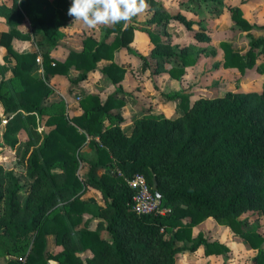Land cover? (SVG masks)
<instances>
[{
  "label": "trees",
  "instance_id": "trees-1",
  "mask_svg": "<svg viewBox=\"0 0 264 264\" xmlns=\"http://www.w3.org/2000/svg\"><path fill=\"white\" fill-rule=\"evenodd\" d=\"M210 1L222 5L221 0ZM70 5L71 0H12L11 7L0 5V17L13 26L0 34V47L13 65L0 66V107L6 120L2 139L9 148L16 146L14 135L20 132L32 141L26 148L29 182L25 186L8 171L3 188L0 166V256L5 264H176L179 253H194L200 247L205 256L226 260L230 250L226 244L209 242L201 232L193 234L207 219L229 228L248 249L257 251L254 263L264 264V237L257 229H247V221L241 219L247 212L264 217V105L253 104L250 95L230 91L214 98L198 97L192 103L188 95L173 93L168 97L180 99L176 118L137 116L126 133L121 114L110 113L121 109L123 100L111 95L102 101L98 95L82 94L81 113L68 117L62 101L45 105L52 93L48 86L52 77H68L74 70L79 73L76 81H83L98 63L109 61L101 73L121 91L127 70L114 62L121 49L143 60V69L149 67V59L160 67L174 63L167 73L178 80L205 53L192 46L172 48L149 33L154 47L149 57L141 56L130 48L135 26L123 23L105 29L106 36L114 35L110 42L88 36L83 49L70 50L63 61L41 48L39 66L38 52L19 53L13 48V39H31L16 28L25 18L47 43L56 44L71 18ZM230 13L241 31L264 32V26L251 25L238 7ZM171 20L198 41L209 40L195 32V23L183 15L156 10L148 25ZM249 47L242 54L221 42L223 61L216 67L244 74L264 56V39H252ZM40 67L43 78L34 75ZM39 121L48 129L44 134L37 130ZM85 147L94 158L81 179L80 153ZM96 168L101 170L98 178L92 174ZM136 175H142L151 192L159 195V207L166 210L163 215H138L132 210L128 181ZM23 189L26 198L20 206L17 197ZM90 190L98 193V199L89 195ZM93 219L96 224L91 229ZM103 232L109 239L102 237ZM50 236L61 248L57 253L48 247Z\"/></svg>",
  "mask_w": 264,
  "mask_h": 264
},
{
  "label": "rangeland",
  "instance_id": "rangeland-1",
  "mask_svg": "<svg viewBox=\"0 0 264 264\" xmlns=\"http://www.w3.org/2000/svg\"><path fill=\"white\" fill-rule=\"evenodd\" d=\"M221 1L222 5L215 4L210 0H146L148 8L145 12L138 14L128 23L130 25L133 24L138 30V33H142L138 40L139 49L143 50L145 44L148 46V49L142 51L143 56L148 57L151 48L154 46L149 39V33L155 34L163 44L178 50L183 47L192 46L205 51V53H200L198 55L192 66L185 69V75L179 80L171 78L167 73L174 63L168 65L166 63L160 67L152 62V65L146 70H141L144 61L135 56L131 57L132 64L130 63V66H132V68L130 71L133 76L144 77L145 81H151V83H147L145 87V89H148L145 95L146 102L149 104L154 102L156 105L161 104L162 107L168 103L164 111L168 116L175 117L180 113L178 108L180 99H171L168 97V95L173 93L188 95L189 101L192 103L198 97L214 98L222 96L230 91L243 95H250L253 98V104L261 103L264 105V96L262 97V95H264V56L259 57L255 66L250 70H246L244 74L239 73L235 69H224L220 66L216 67L217 64L223 61V52L220 48L221 42H228L233 50L244 54L249 50V43L252 39H264V32L258 29H253L249 33L241 31L232 21L230 13L231 8L238 7L242 11L243 17L251 25L264 26V0ZM156 10L170 16L183 15L187 20L195 23L193 26L195 32H202L209 40L204 42L198 41L193 37L192 32L187 31L183 25L175 20L169 21L166 25H148V21L153 17ZM27 24L28 23L24 21L22 29L25 30ZM71 24L68 29L72 28ZM78 26L81 27L80 24ZM113 26L114 25L109 27L112 28ZM100 27L101 26L97 27V38L102 36L103 31H101ZM97 29H93L94 32L87 29V31H83V33L76 32V30L73 32L71 31L70 36H65L60 45L64 49L62 57L66 56L70 50H77L81 45V40L88 34L95 36ZM28 31L29 29H27L26 32ZM113 37L114 35L112 38ZM29 43L32 51H40L41 48L44 50L49 48L44 42L39 48L36 42ZM1 55L3 62L8 63L7 56ZM122 55L124 56L125 53L121 52L119 54V61H124L123 57H121ZM133 64H135V66ZM154 70L155 72L153 73ZM34 75L43 78L37 71ZM75 77L76 73L71 72L68 77L60 78L57 83H54L51 86L52 95L48 102L60 98L57 92L61 91L65 94V98L70 101L71 104H74L76 97L80 90H82L79 88L80 83H73ZM98 83L99 85L105 84L101 79L98 80ZM153 89L156 91L155 95H152ZM54 92H56V94ZM53 93L55 94L54 96ZM75 108H77V105L72 106L69 116H73L72 114L75 112ZM134 115H139V112H136ZM4 119L5 116L0 113L1 182L3 188H5L7 184L6 174L8 171H12L19 177L21 183L25 186L29 182L25 173V165L28 156L26 148L32 141L28 138L26 133L20 132L14 135L17 139L16 146L14 148H9L4 144L2 139L5 127ZM41 122L42 121L39 123L41 124ZM37 130L39 133L44 134L48 129L42 127L41 129L37 128ZM80 156L83 162L81 163L78 175L81 179H85L89 171L88 162L94 158V153L89 148H84ZM100 172L101 170L97 168L92 170V174L96 178H98ZM89 195H91L93 199H98V193L95 191L90 190ZM25 198V190L23 189L17 197V203L20 206L23 205ZM241 219L247 221V229H257L264 237V217L261 213L247 212L241 216ZM199 232L204 233L209 242L217 240L226 242L230 246V250L226 255V260L223 256H216L211 261H207V258L202 255V249H200V255H196L195 259L190 260L191 262L189 263L185 262L183 255H178L177 264H255L253 259L257 255V251L248 249V245L240 237L234 236L229 228L221 226L211 219L195 227L194 233L198 234ZM103 236L109 237L106 233H104ZM176 245L180 246L181 243L177 242ZM48 246L52 253H57L61 249L54 245L52 238L48 239ZM262 250H264V244ZM3 260L4 258L0 256V264H4Z\"/></svg>",
  "mask_w": 264,
  "mask_h": 264
},
{
  "label": "crops",
  "instance_id": "crops-1",
  "mask_svg": "<svg viewBox=\"0 0 264 264\" xmlns=\"http://www.w3.org/2000/svg\"><path fill=\"white\" fill-rule=\"evenodd\" d=\"M0 5H5L7 7H11L12 0H0ZM24 21L26 23H28L27 24V27H25V30L22 29V27H23L22 25H23ZM70 24L72 25V28L71 29H68V27L70 26ZM79 24L81 25V27L78 26ZM12 28H13V26L9 25L4 18L0 17V34L3 33V32L9 31ZM16 28L22 34H25V35L28 34V35L31 36V39L30 40L13 39L12 46H13V48L17 52H19V53L38 52L39 53V56L38 57H41L39 50L38 51H32L31 50V46H30V43L29 42H34V43L36 42V45L38 46V48H39V46H42L41 44L44 42L45 44H47L49 46V48L48 49H45V51L49 52V55L52 58H54L55 60H58V61H63L66 58V56L68 55V53H67L66 56L62 57V54L64 52V49L60 45H61V43L63 41V38L65 36H68V35L70 36L71 31L73 32L74 30H76V32L83 33V31H87V29H88V28H86L82 24V22L74 21V18L71 17L70 20L65 24V26L61 30L62 33H63V36L56 42V44L51 45V44L47 43L46 40H44L42 34L39 31L33 30L30 27L27 18H25L22 21V23L20 25H18ZM106 28H111V27H109V26H101L100 27L101 31H103L102 32V36L100 38H97L96 37L98 35V29L97 28H96L97 29V32H96L95 36L88 34L84 38H86L88 36H91L97 42H101V41H104V40L107 41V42H110L112 40L113 34H111L109 36H106V32H105V29ZM27 29H29L28 32H26ZM90 31L92 32L93 29H90ZM140 35H142V33H138V30L136 29V31H135V37H134L133 42L130 45V48H131V50H133L136 53H138L141 56H143L142 55V51L148 49V46L145 44V47H144L143 50H140L139 49L138 40L141 37ZM83 39L81 41H83ZM39 41H41L42 43L39 44ZM80 46L75 51H81L83 49L82 42H81V45ZM152 49L153 48H151V50L149 52V55H150ZM121 52H124L125 53L124 56L123 55L121 56V57H123L124 61H119L118 60L119 59V54ZM1 54L6 55L5 49L2 48V47H0V66H3L4 65L8 69H11L12 66H13L12 63H11V61L7 59V62L8 63H4L3 60H2V55ZM126 54H128V55H126ZM149 55H148V57H149ZM132 56L137 57L136 55H134L133 53L127 51L126 49H121V50L115 52L114 62L116 64H118V65L124 66L126 68V70H127L126 71V74H125V79H124V81L122 83V90L121 91H117L116 90V87L113 84H111L105 78V76L101 73V69L104 66L108 65L110 62L109 61H101L100 63H98L97 69L95 71L91 72L88 75L87 79H85L83 81H76V78H77V76H78L79 73L77 71H74V70H71L70 71V73L71 72L76 73V77L73 80L74 81L73 83H75V84H79L80 83L79 88L82 89V90H80L78 96L76 97L74 104H71L70 101H68L65 98V94L63 92H61V91L59 92L58 91L57 93L60 95V98L55 99V100H51L50 102H48L50 96L52 95V93H51V95L45 101V105H50V104H52L54 102L62 101L63 104H64V108H65V114L68 117H72V116H69V112H70V109L72 108L73 105H77V108L74 109L75 112L72 115L75 116V115H79L81 113V109L79 107V100H80L82 94H94V95H98L102 101H105L107 99V97H109L111 95H114L116 98L123 100V107L121 109H113L112 111H110V113L112 115L121 114V116L123 118V123L121 124V128L126 133H129L130 130H131V128H132L131 119L134 118V117H137V116H142V115H147V114H155V115H164L165 117L171 118V119L176 118L178 115H176L175 117L168 116L164 112L165 111V108H166V106H167L168 103H166V104L164 103L165 105H163V107H162L161 104L156 105V104H154V102L152 104H149L148 102H146V99H145L146 96L145 95H146L148 89H145V87L147 86V83H151V81L150 80L145 81L144 77L141 78V77H137V76L135 77V76H133L132 72L130 71L131 68H132V66H130V63L132 64V59H131ZM144 57H147V56H144ZM152 62H154L155 65H157L155 60L149 59L148 60L149 66L152 65L151 64ZM133 65L135 66V64H133ZM147 68H145V69L141 68V70H146ZM167 70H168V68H167ZM154 72H155V70L153 71V73ZM37 73L41 74L42 77H43L42 69L39 68L37 70ZM60 78H65V77L55 76V77H52L48 81V86L51 88V90H52V87L51 86L54 83H57V81H59ZM99 79H101L102 82L105 83V84L104 85H99V83H98V80ZM54 93L56 94V92H54ZM54 93H53V96L55 95ZM155 93H156V91L153 89L152 95H155ZM191 102H192V98H191ZM136 112L137 113L139 112V115H134ZM0 113L2 114L1 107H0ZM5 124H6V121H5ZM42 127H44L43 122H41V124L39 123L38 126H37V128H39V129H41ZM85 148H87V147H85ZM87 218L90 219V217H87ZM208 220H211V219H207L206 221H208ZM95 224H96V220H94V219L91 220L90 228L93 229L95 227ZM194 230H195V228H194ZM194 230H193V234H194V236H196L197 234L194 233ZM104 233H106V232H103L102 233V237L104 239H109V237H104L103 236ZM202 234L206 238V235L204 233H202ZM49 238H52V240H53V237L52 236L48 237V239ZM213 241H217V240H213ZM217 242H220L222 244H226L227 246H229L226 242H222V241H217ZM200 249H202V251H203L202 252V255L207 258V261H211L212 259H214L216 257V256H213V255L212 256H208V257L205 256V254H204V247H200L194 253L184 252V253H179L178 255H180V254L183 255V257L185 259V262L186 263H189V262H191L190 260H192V259L194 260L195 259L196 255H200L199 254V250ZM229 249H230V246H229ZM178 255L176 256V264H177V261H178ZM3 262L5 264V260H3Z\"/></svg>",
  "mask_w": 264,
  "mask_h": 264
},
{
  "label": "clouds",
  "instance_id": "clouds-1",
  "mask_svg": "<svg viewBox=\"0 0 264 264\" xmlns=\"http://www.w3.org/2000/svg\"><path fill=\"white\" fill-rule=\"evenodd\" d=\"M148 8L146 0H71L67 15L88 29L127 25Z\"/></svg>",
  "mask_w": 264,
  "mask_h": 264
},
{
  "label": "built area",
  "instance_id": "built-area-1",
  "mask_svg": "<svg viewBox=\"0 0 264 264\" xmlns=\"http://www.w3.org/2000/svg\"><path fill=\"white\" fill-rule=\"evenodd\" d=\"M36 62L42 65L41 57H37ZM41 69V67H40ZM4 119V124H5ZM128 186L132 192V210L138 215L158 214L163 215L166 210L161 209L159 200L151 192L145 178L142 175H136L128 181Z\"/></svg>",
  "mask_w": 264,
  "mask_h": 264
},
{
  "label": "water",
  "instance_id": "water-1",
  "mask_svg": "<svg viewBox=\"0 0 264 264\" xmlns=\"http://www.w3.org/2000/svg\"><path fill=\"white\" fill-rule=\"evenodd\" d=\"M156 187H157V183H156V180L154 179L153 180V187H152V189L153 190H156ZM155 197L159 200V195L157 193L155 194Z\"/></svg>",
  "mask_w": 264,
  "mask_h": 264
}]
</instances>
